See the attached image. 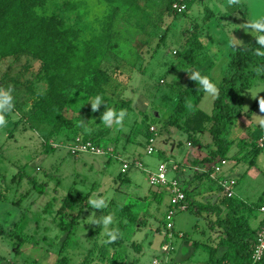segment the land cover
<instances>
[{"label": "rangeland", "instance_id": "rangeland-1", "mask_svg": "<svg viewBox=\"0 0 264 264\" xmlns=\"http://www.w3.org/2000/svg\"><path fill=\"white\" fill-rule=\"evenodd\" d=\"M238 2L241 8L231 11V0H197L177 16L173 3L168 9V0H146L133 8L120 4L117 10L119 2L105 0H44L35 7L40 16L55 15L62 20L63 28L77 29L73 43L78 54L82 56L85 47L94 46L99 50L96 58L108 74L103 85L108 102L93 111L90 101L95 99L82 88L81 74L68 73L72 87L64 115L81 116L88 129L87 137L98 136L105 150L113 146L122 159L137 158L143 169L132 168L129 182L114 187L111 177L120 170L118 159L108 153L73 155L65 142L48 138L50 125L37 123L34 102L37 93L46 91L56 71L26 54L17 60L0 58V89L11 90L14 97L11 116L0 128V264H60L61 257L67 260L63 264H84L94 240L100 251L96 247L95 255L91 259L87 256V264H152L153 257H161V231L170 195L164 192L161 199L154 196L157 188L150 185L147 170L154 171L163 160L169 165L174 163L177 170H169L168 177H177L183 188L188 187L186 179L195 169L187 159L192 155L207 156V144L212 141L206 129L190 135L171 126L168 120L176 94L170 86L182 82L191 69H198L219 84L233 47L254 37L243 25L264 17V0ZM205 7L213 12L212 17L205 18ZM214 98L203 92L198 102L194 98L189 102L194 106L192 110L199 108L210 114ZM260 99H264V73H258L242 92L240 114L228 132L231 145L223 166L226 174L237 181L235 197L251 203L264 201V144L250 162L251 149L264 136V127L259 123L264 120ZM106 106L125 111L120 126L104 125L100 117ZM149 124L158 131L152 154L145 152ZM82 136L78 133L71 138ZM193 136L200 139L202 146L192 145ZM51 140L62 146L53 147ZM177 161H183L180 170ZM34 183H43V193L33 187ZM203 183L211 187V197L193 193L192 203L219 200L221 191L216 183L206 177ZM70 189L77 193L78 200L63 220L67 222L71 216L76 222L66 228L58 225L55 215ZM139 193L145 196L137 199ZM101 197L106 207L95 209L89 204L90 199ZM108 214L115 221L109 228L120 239L111 244L104 243L107 237L103 227L91 223ZM136 214V221L131 222L128 216ZM254 214L262 217L257 210ZM216 217L207 210L197 213L188 209L176 215V230L184 236L183 240H173L171 256L173 261L177 258L175 264L206 262L205 247L216 245L221 238ZM254 218L250 220L252 228L256 226ZM99 227L101 231L88 238ZM115 250H120L125 260L111 262ZM222 251L220 247L219 253Z\"/></svg>", "mask_w": 264, "mask_h": 264}, {"label": "trees", "instance_id": "trees-1", "mask_svg": "<svg viewBox=\"0 0 264 264\" xmlns=\"http://www.w3.org/2000/svg\"><path fill=\"white\" fill-rule=\"evenodd\" d=\"M43 1L0 0V58L12 57L13 60H17L21 55L26 54L39 60L45 68L56 71L54 79L50 81L46 91L37 93L34 102L33 115L37 123L50 125L46 135L48 138L53 137L56 141L66 143L73 140L71 137L76 134L83 133V139H90L99 144L100 138L98 136L87 137L88 129L85 128L81 116L67 117L64 115V109L72 87L67 75L74 71L81 74L80 83H82V88L85 89L87 96L95 99L97 95H100L104 104L108 102L103 87L108 81V74L101 67L99 59L96 58L99 55V50L92 45H88L85 47L83 55L80 56L78 47L73 43L74 39L77 38L78 30L70 27L63 28L62 20L55 15L40 16L35 11V7L41 5ZM105 1L109 3L119 2L114 9L117 10L120 4L133 8L146 0ZM196 1L168 0V9L171 8V4L174 2L183 3L185 9H189ZM238 8H241L238 0L232 2L229 6L231 11ZM204 10L206 13L205 18L213 16V12L209 8L205 7ZM174 14L175 16L178 15L177 12H174ZM255 42V37H253L250 42L233 47V50L229 53L230 60L218 84L219 94L213 100L210 114L200 109L192 112L188 110L189 100L194 98L195 101H198L203 93L196 82L190 78L194 69L185 74L182 82L173 83L170 86L176 94V102L168 120L171 126L181 128L190 134L206 129L211 135L212 141L207 145L208 148L210 146L212 148L209 149L207 156L203 158V162H216L218 159L225 157L230 148L231 142L228 139V132L240 114L238 103L242 92L251 85L252 79L258 74L256 68L259 65H264V57L255 55V49L259 47ZM184 55L186 56V54ZM196 63L199 62L196 61ZM2 89L6 88L3 87ZM10 116V113L5 114L6 119ZM54 135H59V138ZM148 135L149 133L147 137ZM192 141V145L199 143V140L194 136ZM241 142H243V145L246 144L244 139ZM46 145L49 146L47 142ZM260 147L262 146L257 145L251 149L250 162L253 161V155L255 156ZM208 179H210L209 176ZM33 187H37L40 193L44 191L43 183H34ZM216 187L220 190L217 184ZM184 192L188 202V210L197 213L207 210L213 213L217 216L214 222L222 231L221 238L216 245L205 247L208 252L206 264H264V253L255 262L251 258L256 228L251 227L250 220L253 212L258 210L261 202L247 203L242 199L227 197L221 193L217 201L215 199L213 201L208 200L205 203L193 204L190 200L193 192L186 187ZM86 198L87 196H84L83 199L86 201ZM77 200V193L74 189H70L55 215V220L59 219V226L66 228L74 226L76 220L69 216L70 219L68 218L69 220L65 222L63 217H68L69 213L73 211ZM49 203L47 202L46 207ZM97 232H99V228L92 230L88 238ZM69 235L70 232L68 231L66 239ZM96 247L98 245L94 240L88 250L87 256L89 255V259L95 255L94 250ZM220 247H223L221 253H219ZM87 256L83 260L84 264L89 261ZM117 258L125 260V256L120 250L114 251L110 261L118 262L119 259ZM0 259L3 258L0 256ZM61 260L60 264L67 262L65 257H61Z\"/></svg>", "mask_w": 264, "mask_h": 264}, {"label": "built area", "instance_id": "built-area-1", "mask_svg": "<svg viewBox=\"0 0 264 264\" xmlns=\"http://www.w3.org/2000/svg\"><path fill=\"white\" fill-rule=\"evenodd\" d=\"M172 9L177 13H182L185 10V5L183 3L174 2L172 4ZM157 135V128L154 125H150L149 135L146 138L148 145L145 148V152L147 154L155 152L154 143ZM260 141L259 146H262L264 136L260 139ZM57 143L56 141H49V144L53 147L62 146ZM64 146L73 155L85 152L92 154L108 153L110 156L115 157L121 162L122 173H126L132 168L143 169V165L138 159H122L120 156L112 154L111 150H105V148L100 144L95 143L90 139L85 140L83 138L76 137L75 139L66 142ZM225 163L226 159L220 158L216 162H213L210 168L206 169V172H209L208 176L219 186L223 195L227 197H234V186L236 185V180L222 174V166ZM176 167L177 166L174 163L169 165L166 161H161L154 171L147 170L150 185L160 191H165L170 195L168 207L165 211L163 229L161 231V257H154L152 264H170L171 252L173 250V240L175 237L182 238L184 236L182 231L176 230L174 219L178 213L188 209V202L181 182L176 177L169 178L167 175L169 170H174ZM258 211L261 213L262 217L254 234V244L251 251V258L254 262L259 260L264 253V203L258 207Z\"/></svg>", "mask_w": 264, "mask_h": 264}, {"label": "clouds", "instance_id": "clouds-1", "mask_svg": "<svg viewBox=\"0 0 264 264\" xmlns=\"http://www.w3.org/2000/svg\"><path fill=\"white\" fill-rule=\"evenodd\" d=\"M231 2L234 3L236 0H231ZM243 27L246 31L251 32V34L255 37V43L259 45V47L255 49V55L264 57V18L249 21L247 24L243 25ZM256 71L257 73H264V65H259L256 68ZM190 78L196 82L199 89L204 93L210 96H216L219 94L217 83L208 75H204L200 71H194L191 73ZM257 94L258 93H255L254 95ZM13 100L14 97L11 93V90L0 89V128H3L7 124L5 114L12 112L14 108ZM90 102L93 111L99 110L100 106L104 104L103 98L100 95H97L95 100ZM187 107L189 110H192L194 106L191 102H188ZM259 107L262 111H264V99L259 100ZM125 116V111H116L115 109L107 108L106 106L105 110L101 113L100 119L103 121L106 127L111 128L114 125L120 126ZM259 123L262 127H264V120H261ZM89 204L95 209L106 207L103 197L90 199ZM91 223L95 225H101L103 227L104 234L107 237V239L104 240L105 244H111L117 240V232L109 228L110 225L115 223L114 216L112 214L104 215L99 219H93Z\"/></svg>", "mask_w": 264, "mask_h": 264}, {"label": "crops", "instance_id": "crops-1", "mask_svg": "<svg viewBox=\"0 0 264 264\" xmlns=\"http://www.w3.org/2000/svg\"><path fill=\"white\" fill-rule=\"evenodd\" d=\"M196 102H198V101H196ZM196 109H199V108H195L194 110H196ZM194 110H191L190 112H192V111H194ZM201 110V109H200ZM203 111V110H202ZM206 113V112H205ZM208 114V113H207ZM198 132V131H197ZM190 134V133H189ZM191 135V134H190ZM196 138V137H195ZM198 140H199V143H197L196 145H200V146H202V142L200 141V139L199 138H197ZM258 141H259V139H258ZM188 143H190V142H188ZM258 144V143H257ZM264 144V143H263ZM194 145V144H193ZM259 145V144H258ZM263 146V145H262ZM210 148H212V146H210ZM210 148H208V152H209V149ZM109 150H111V153L112 154H114V155H117V156H121L119 153H118V151H116V150H114V148H113V146H111V147H109L108 148ZM207 152V153H208ZM164 156V158H165V155H163ZM206 156V155H205ZM205 156H200V155H198V156H196V155H192L190 158H188L187 159V162L191 165V166H193L194 167V169H195V172H194V174H192V175H190V177L189 178H187L186 179V183L188 184V187H186V188H188V190L189 191H192L193 193H201L202 195H204V196H206V197H211V193L213 192L212 190H211V187L209 186V185H205L203 182H204V177H206L207 179H208V173L209 172H206V169H209L210 168V166H211V164H213V162H211V163H209V162H201L202 160H203V158H205ZM223 158H225L226 159V163H227V158H226V156L225 157H223ZM134 159V158H133ZM137 159V158H136ZM163 161H165V160H163ZM184 161V160H183ZM183 161H181V162H178L179 163V165H180V168L178 169V170H180V169H182V162ZM167 162V161H166ZM205 163H209V166L208 167H206V166H204V164ZM225 163V164H226ZM224 164V165H225ZM223 165V166H224ZM223 166H222V174L224 175V176H228V177H231V178H233V179H235L234 177H232V176H229V175H227L226 174V172L223 170ZM178 167V166H177ZM177 167H176V170H177ZM131 170V169H130ZM129 170V171H130ZM203 170V171H202ZM129 171H127L126 173H122L121 172V167H120V170L118 171V173L115 175V176H112L111 177V181H113V183H114V187H116V185L118 186H120L122 183H128L129 182ZM210 171V170H209ZM205 173V174H204ZM177 178V177H176ZM208 180H211V179H208ZM236 180V179H235ZM149 181V180H148ZM236 184H237V181H236ZM165 191H160V190H158L157 189V191L154 193V196L155 197H157V198H159V199H161L162 198V196H163V193H164ZM219 192H220V190H219ZM192 193V194H193ZM221 193V192H220ZM209 194H211V195H209ZM237 193H236V191H235V195H236ZM208 195V196H207ZM145 195H141L140 193L137 195L136 194V197H137V199L139 198V199H142L143 197H144ZM235 197V196H234ZM111 199H113V198H111ZM190 200H192V196H191V199ZM243 201H245V200H243ZM111 202V201H110ZM245 202H247V201H245ZM247 203H251V202H247ZM261 203L263 204L264 203V201H261ZM128 206H132V204L130 205L129 203L127 204ZM127 206V207H128ZM167 207H168V205H167ZM258 211V210H257ZM253 215H255L254 214V212H253V214H252V217H251V219L252 218H254L255 220H256V226L254 227V228H257L258 227V224H259V222H260V220H261V217H257V216H253ZM128 219H132V221L131 222H135L136 221V219H137V214L136 215H129L128 216ZM123 223V221H119V224L120 223ZM119 224H117V228L119 227ZM124 228V227H123ZM126 228V227H125ZM175 228H176V226H175ZM99 229H100V231H101V227H99ZM179 231H181V230H179ZM122 232H124V231H122ZM122 232H121V236H122ZM117 239H119V238H117ZM120 240V239H119ZM182 240H183V238H182ZM156 257V256H155ZM154 258V257H153ZM152 261H153V259H152ZM207 261V260H206ZM175 262H177V258L176 259H174V261L172 260V256H171V263L170 264H175ZM152 263V262H151ZM203 264H206V262H204Z\"/></svg>", "mask_w": 264, "mask_h": 264}]
</instances>
